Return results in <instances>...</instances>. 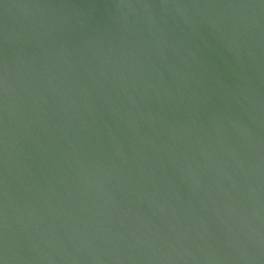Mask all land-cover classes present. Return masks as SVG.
<instances>
[{
    "label": "water",
    "instance_id": "water-1",
    "mask_svg": "<svg viewBox=\"0 0 264 264\" xmlns=\"http://www.w3.org/2000/svg\"><path fill=\"white\" fill-rule=\"evenodd\" d=\"M0 264H264V0H0Z\"/></svg>",
    "mask_w": 264,
    "mask_h": 264
}]
</instances>
